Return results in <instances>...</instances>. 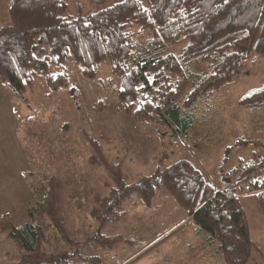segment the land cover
Masks as SVG:
<instances>
[{
  "label": "trees",
  "instance_id": "1",
  "mask_svg": "<svg viewBox=\"0 0 264 264\" xmlns=\"http://www.w3.org/2000/svg\"><path fill=\"white\" fill-rule=\"evenodd\" d=\"M124 0L86 17L68 15V0H10V22L0 26V83L22 94L33 91L46 78L50 91L68 89L76 98L68 66L79 67L83 78L100 75L109 63L119 76L118 97L125 113L145 123H160L187 138L199 118L200 100L232 81L241 65L254 53L264 54V0ZM100 5L105 0H98ZM185 44L181 56L167 53L169 47ZM208 62V71L187 68L193 62ZM56 69L59 70L56 72ZM264 100V88L239 103ZM91 149L90 162L105 168L111 188L106 196L94 194L92 217L98 231L89 239L112 250L131 240L106 235L104 227L126 215L123 205L138 196L152 208L157 193L165 189L184 209L197 233H206L218 244L225 262L220 264H262L241 198L233 189L217 191L192 161L180 159L153 174L128 182L122 163L111 162L101 143L85 134ZM260 143L238 140L228 146L226 157L239 146ZM264 159L237 169L240 181L250 185L264 214ZM229 178L228 176H226ZM54 180L35 202V209L49 219L67 245L77 244L64 227L58 208ZM132 204H137L136 200ZM8 234L33 264H75V254H52L45 250L46 232L27 222L17 226L0 217V235ZM84 261H101L85 256ZM99 263V262H97ZM2 264V263H0ZM102 264V263H99Z\"/></svg>",
  "mask_w": 264,
  "mask_h": 264
},
{
  "label": "rangeland",
  "instance_id": "2",
  "mask_svg": "<svg viewBox=\"0 0 264 264\" xmlns=\"http://www.w3.org/2000/svg\"><path fill=\"white\" fill-rule=\"evenodd\" d=\"M122 1L105 0L100 5L98 0H68L67 13L75 18L86 17ZM141 1L145 7H150L149 0ZM9 5L10 0H0V26L11 21ZM184 47L185 44L169 47L167 53L181 56ZM68 68L76 98L68 89L56 93L50 91L45 77L37 81L33 91L22 94L0 83V217L10 218L17 226L30 222L43 227L46 232L44 247L49 253L75 254L70 258L75 264H104V255L118 250V245L108 250L89 241L98 231V223L91 215L94 194L106 196L112 184L105 168L90 162L91 149L85 134L101 143L111 162L122 163L130 183L172 162L188 159L204 172L208 181L221 187L223 184L216 178H219L220 166L228 168L240 163L238 168L235 167L240 169L258 156H264V100L249 105L239 103L264 88V54L254 53L241 65L232 81L200 100L197 125L187 138L160 123L140 122L127 115L118 97L122 79L112 73L109 63H103L99 77L92 80L83 78L75 64ZM187 68L201 73L211 66L208 62L194 61ZM238 140H259L260 143L239 146L226 157L225 149ZM202 159H205L206 170L200 166ZM235 171L226 174L235 180ZM259 176L264 178V171ZM52 179L59 195L58 208L64 227L79 245H67L52 222L35 209V202ZM219 180L225 183L221 177ZM228 187L243 194L241 201L251 237L264 253V214L255 193L244 182L239 186L228 184ZM159 191L167 192L165 189ZM165 196L168 204H173L170 211L179 215L178 210H182L186 214L168 192ZM133 200L137 204H132ZM161 201L159 199L152 210H146L139 197L132 196L123 205L126 210L123 219L107 224L103 232L112 236L127 235L126 231L129 235L124 237L131 240L129 243L136 252L146 248L156 233L159 235L170 225L159 218L162 216ZM128 213L133 214L132 217L124 219ZM185 235L186 238L179 242L180 250L187 252L189 257L200 251L196 263L187 264L219 263L216 254L211 260L201 256L202 248L210 253L208 255L213 254L214 249L203 247L204 241L195 237L193 230ZM158 248L157 244L155 249ZM25 254L8 234L0 235V263L33 264L24 258ZM99 255V263L83 258ZM254 256L264 264L260 254L254 253ZM174 261L184 264L180 259Z\"/></svg>",
  "mask_w": 264,
  "mask_h": 264
},
{
  "label": "crops",
  "instance_id": "3",
  "mask_svg": "<svg viewBox=\"0 0 264 264\" xmlns=\"http://www.w3.org/2000/svg\"><path fill=\"white\" fill-rule=\"evenodd\" d=\"M201 163H202L200 165L201 168H203V170H206L207 167H206L205 159H202ZM239 164L240 163H238V164L234 163V165H231V167H228V168L224 167L223 165L219 167V170H220L219 178L221 177L225 181V183L221 182L219 180L218 176H216L217 180L221 184H223L221 187H217V185H215L214 181H213V183L211 182L215 186L217 191L232 190L231 187H228V184H232V186H235V185L239 186L241 184V182H244L243 180L240 181L239 174L236 175L237 179L235 177V180L232 177H229L227 179L223 178V176L226 175V172L228 174H231L232 172L234 173V170H237V168H238L237 166ZM235 167H237V168H235ZM204 168H206V169H204ZM222 170H223L224 175H223V173L221 174ZM237 181H238V183H237ZM244 183H246V182H244ZM166 193L167 192H165V191H163V192L158 191L154 206L152 208H146L143 205L144 206L143 209L152 210L153 208H155L157 206V202H159V199H161L162 204H161V207L159 210H161L162 216L159 218L161 219V221L167 222L170 225L165 227L166 229L160 231L159 235H157V233H156L155 237H152V239L149 240L147 247L144 248L145 250L142 249V250L136 252V250H134V248L132 247L131 243H122V244L118 245V247H117L118 250H116L115 252L111 253V252L106 251L107 253L103 257L104 264H168V262H171L170 264H176L177 262H175L174 260H179V259L184 264H187L188 262L192 263V261H193V263H196V261L198 260V252H200V251L194 252L189 257L187 255V252H185L184 250H180V247H179V245H181L179 243V242H181L180 240L186 238L185 234L187 232H189V230H190V232H191V230H193L194 236L200 238L201 242L204 241L203 247H208V246L210 247L211 246L214 249L213 254L211 253V255H208L210 253H208L207 250H204L205 248H202L201 256L203 255L205 258L210 257L209 260H211V257L213 258V256L216 254L217 259L219 258V260H220L218 264H220V262L222 261L223 258H222V254L219 252L218 244L214 240L210 239L208 234H206L204 232L197 233L196 227L190 221L191 217H189V215L187 214L186 211H185L186 214H184L183 212H181L182 210H178L181 213L179 215H177V213L175 211H173V212L170 211L169 209H171V205H173V204H171V203L168 204V202L166 200V196H165ZM161 195H163V198H160ZM239 196H240V198H242L243 194H241V195L239 194ZM143 206H141V207H143ZM133 208L131 209L132 211H133ZM138 208H139V206L137 207V209ZM146 210H142L144 214H147V212H145ZM165 212H169V214H165ZM174 213H175V215H173ZM132 215L133 214L130 215L128 213L124 219H127L128 217H132ZM189 222H191L192 224L186 225ZM178 230H179L178 233H174V232H177ZM125 233L127 235H129V233H127L126 231H125ZM118 235H123V234H118ZM127 235H123V236L126 237ZM157 244H158L159 248L156 250L155 248L157 247ZM150 248H153V249H151L145 253V251H147ZM160 249H162V250H160ZM124 250H126V251L123 252ZM157 251H159V252H157ZM99 257H100V255H99Z\"/></svg>",
  "mask_w": 264,
  "mask_h": 264
},
{
  "label": "built area",
  "instance_id": "4",
  "mask_svg": "<svg viewBox=\"0 0 264 264\" xmlns=\"http://www.w3.org/2000/svg\"><path fill=\"white\" fill-rule=\"evenodd\" d=\"M264 159V156H258L257 158H255V160L253 162H250L249 164L251 166L255 165L256 163H260L262 160ZM242 169V168H240ZM264 171V170H263ZM227 176V174L225 175V177Z\"/></svg>",
  "mask_w": 264,
  "mask_h": 264
}]
</instances>
